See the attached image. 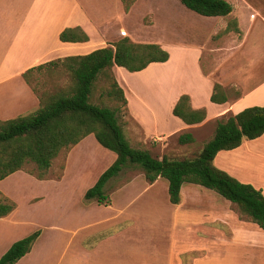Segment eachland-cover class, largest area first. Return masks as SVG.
<instances>
[{
	"label": "rangeland",
	"instance_id": "rangeland-1",
	"mask_svg": "<svg viewBox=\"0 0 264 264\" xmlns=\"http://www.w3.org/2000/svg\"><path fill=\"white\" fill-rule=\"evenodd\" d=\"M133 2L127 10L121 0H104V20H110L106 26L109 33L107 38L110 40L104 39V45L113 46L127 36L136 43L161 44L172 53V59L166 65H160L157 72H130L114 65L112 69L122 87L139 91L147 101L158 100L163 111L166 107L168 109L172 93L185 89H204L206 85L202 81L197 60L191 55H184L181 47V42L193 41L203 46L202 66L205 73L216 83L224 81L229 86L226 91L231 99L244 92V88H237L234 82L249 77L243 75L245 71L242 70L246 61L238 58V53H212L214 49L224 51L237 44L239 38H227L233 32L222 34L234 17L201 16L187 9L179 0ZM235 4L239 7L238 3ZM101 41L95 39L94 43ZM240 71L242 73L238 75ZM29 82L39 95L45 91L55 93L66 88L71 84V77L61 69L54 72L43 69L35 71ZM111 83V79L101 76L92 101L119 110L120 121L134 147L147 149L160 159L164 156L193 157L213 137L218 119L189 131L196 138L192 144H180L179 136L146 138L131 117L128 103L122 104L108 96ZM128 94L131 98V93ZM175 126L174 121L161 124L166 129ZM258 153L264 154L262 150ZM115 159L116 153L105 149L93 135H89L79 144L63 149L52 161L43 179L38 176L37 165L27 163L21 170L0 181V200L7 198L15 204L12 213L0 218V258L14 242L40 231L31 252L16 264H68L74 248L87 250L90 249L89 245L96 249L91 264H176L173 259L177 251L175 241H183L186 235L179 230L174 232L176 205L170 202L166 179L150 188L151 183L147 181L143 169L129 166L107 183L108 204H100L97 200L85 197ZM253 159L260 164L253 167V176L264 186V159L255 155ZM187 187L216 195L223 203L233 205L241 218L247 219L234 203L215 191L199 185L187 184ZM260 188L264 190V187ZM115 215H124L125 230L104 244V235L98 234H102L104 228L116 232L118 226H112L117 223ZM88 224L91 227L89 229ZM75 230L79 232L77 237L72 236ZM90 234H94L93 237H88ZM86 238H91L90 244L84 243ZM193 256V253L184 256V261L191 260Z\"/></svg>",
	"mask_w": 264,
	"mask_h": 264
},
{
	"label": "crops",
	"instance_id": "crops-1",
	"mask_svg": "<svg viewBox=\"0 0 264 264\" xmlns=\"http://www.w3.org/2000/svg\"><path fill=\"white\" fill-rule=\"evenodd\" d=\"M227 1L233 6L229 16L238 20L241 30V33L233 32L227 38L237 37L239 40L227 50L220 51L218 48L212 53H238V58L246 61L242 70L245 71L243 75L249 77L234 82L237 88L243 87L244 92L235 99L229 96L225 103H214L211 97L216 82L203 69V46L199 42L183 41V54L195 57L199 64L202 81L206 85L204 89H185L172 93L168 109L166 107L163 111L158 100L147 101L139 91L126 90L120 85L124 89L130 115L146 138L165 139L180 136L214 120L236 115L248 107L264 106V0ZM235 3H238L239 7H236ZM108 21L110 20H104V0H0V121L27 115L26 112L40 107L38 94L23 77L26 71L53 60L85 55L95 48L106 47L104 39L110 40L106 30ZM75 27H81L88 34L89 40L61 41L62 31ZM95 39L102 41L94 43ZM169 54L168 61L153 62L139 72H157V68H161L160 65H166L172 59V53ZM241 73L242 71L238 75ZM219 84L226 90L229 87L222 80ZM128 93H131V98ZM183 94L190 96L194 109H206L207 118L204 122L188 125L173 114V109ZM170 113L173 115L165 116ZM173 121L176 122L175 127H161V124ZM245 140L236 149L220 151L214 162L217 167L241 182L261 189L263 184H259L258 179L253 176V167L260 165L253 159V155L264 159V154L258 153L261 150L264 153V134L254 140ZM162 179L164 178H158L150 184V188L156 187ZM187 184L190 183L182 186L181 202L176 205L175 210L177 220L174 232L179 230L186 235L182 238L183 241H175L177 259L175 256L173 259L176 264H264V229L254 227L251 221L241 218L230 203H223L216 195L196 191L194 187L187 189ZM165 188L167 190L166 185ZM262 191L264 193V190ZM123 216L115 215L117 223L112 224L113 227L118 226L115 233L113 229L104 228L102 234H98L104 235V244L125 230ZM179 217L181 219H178ZM89 226L90 224L87 229L91 228ZM78 234L75 230L72 236L77 237ZM90 241L91 238H86L84 243L90 244ZM89 246L90 249L87 250L74 248L68 264H91L96 249H93L92 245ZM192 253L194 256L191 260L185 262L184 256Z\"/></svg>",
	"mask_w": 264,
	"mask_h": 264
},
{
	"label": "trees",
	"instance_id": "trees-1",
	"mask_svg": "<svg viewBox=\"0 0 264 264\" xmlns=\"http://www.w3.org/2000/svg\"><path fill=\"white\" fill-rule=\"evenodd\" d=\"M129 9L134 0H122ZM186 8L202 16H229L233 11L227 0H179ZM241 33L236 18L228 22L222 34ZM64 42H86L88 34L81 28H67L60 34ZM170 54L158 43H136L123 37L113 46L96 49L85 55L68 56L31 68L23 74L30 84V77L37 70L51 72L61 69L71 77V84L55 93L38 95L40 107L33 113L0 121V181L21 170L27 163H35L39 178L46 176L52 161L60 152L79 144L89 135L114 153L115 161L86 192L89 200L108 204L106 185L129 166L143 169L149 183L164 178L169 183V199L174 205L181 202V190L185 183L196 184L213 190L234 203L247 220L264 229V193L250 183H244L219 168L215 158L220 151L233 150L244 141L254 140L264 134V106H253L236 115L217 121L213 137L193 157L162 159L147 149L134 147L120 121L119 110L104 104H96L92 96L101 76L111 79L108 96L122 104L128 103L124 89L117 81L112 68L118 65L130 72L146 69L153 62H166ZM211 100L225 103L229 100L226 89L219 83L214 86ZM173 114L188 125L204 122L206 109H194L191 98L183 94L176 103ZM196 141L193 133L179 136L180 144ZM15 204L7 198L0 200V218L8 216ZM41 232L17 240L0 258V264H16L29 252Z\"/></svg>",
	"mask_w": 264,
	"mask_h": 264
}]
</instances>
